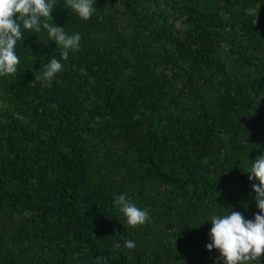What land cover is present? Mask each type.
Wrapping results in <instances>:
<instances>
[{
	"label": "trees",
	"instance_id": "1",
	"mask_svg": "<svg viewBox=\"0 0 264 264\" xmlns=\"http://www.w3.org/2000/svg\"><path fill=\"white\" fill-rule=\"evenodd\" d=\"M94 6L84 20L58 0L52 23L82 40L52 83L35 79L61 52L46 31L0 77V264H217L199 223L259 212L245 171L264 155V0Z\"/></svg>",
	"mask_w": 264,
	"mask_h": 264
},
{
	"label": "clouds",
	"instance_id": "2",
	"mask_svg": "<svg viewBox=\"0 0 264 264\" xmlns=\"http://www.w3.org/2000/svg\"><path fill=\"white\" fill-rule=\"evenodd\" d=\"M58 0H0V77L17 72L20 63L17 44L24 40L25 31L34 33L46 31L51 41L61 48L59 58L52 56L43 64L44 71L35 79L45 85L52 83L58 73L64 70V61L69 59L81 47L82 36L79 32H66L65 26L54 21L52 12ZM64 7L82 19H90L97 11L94 0H63ZM249 180L255 193L256 207L259 209L254 218H246L232 208L226 212L213 215L199 223L210 221L208 250L217 249L220 253L217 264H262L264 255V155L250 160ZM114 206L123 213L130 226L143 225L149 220L147 210L138 207L131 197L124 193L117 195ZM247 207V203L245 204ZM125 246L134 248L133 240L125 241Z\"/></svg>",
	"mask_w": 264,
	"mask_h": 264
}]
</instances>
